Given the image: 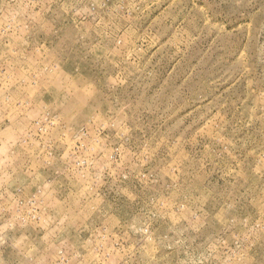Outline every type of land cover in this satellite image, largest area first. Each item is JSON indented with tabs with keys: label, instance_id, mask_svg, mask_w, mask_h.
<instances>
[{
	"label": "rangeland",
	"instance_id": "1",
	"mask_svg": "<svg viewBox=\"0 0 264 264\" xmlns=\"http://www.w3.org/2000/svg\"><path fill=\"white\" fill-rule=\"evenodd\" d=\"M0 264H264V0H0Z\"/></svg>",
	"mask_w": 264,
	"mask_h": 264
}]
</instances>
